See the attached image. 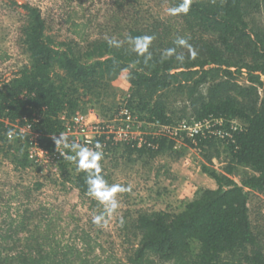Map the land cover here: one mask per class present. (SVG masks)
Returning <instances> with one entry per match:
<instances>
[{"label":"trees","instance_id":"16d2710c","mask_svg":"<svg viewBox=\"0 0 264 264\" xmlns=\"http://www.w3.org/2000/svg\"><path fill=\"white\" fill-rule=\"evenodd\" d=\"M160 1L168 15L146 21L131 17L122 24L119 14L103 25L112 32L91 39L92 20L69 17L68 31L75 38L69 40L50 34L41 9L24 4L20 44L28 61L0 81V159L11 157L19 169L32 164L27 137L15 132L8 138L13 121L43 115L35 128L40 142L52 149L63 114L85 105L108 108L121 99L155 125L213 120L211 128L193 136L177 134L189 147L208 152L205 156L220 157L213 132L228 131L222 171L204 167L216 187L199 189L179 211L138 210L122 222L127 246L118 254L90 228H70L53 205L32 207L41 182L22 191L15 185L0 204V264H264V228L255 224L249 205L252 191L264 192V0ZM137 36L151 37L142 54L129 41ZM108 38L119 46L109 45ZM176 144L159 133L144 135L141 145L133 141L106 148L110 153L122 147L117 158L152 163L160 156L179 157ZM60 168L81 198L92 195L90 175L102 177L97 193L110 184L101 164L82 170L67 158Z\"/></svg>","mask_w":264,"mask_h":264},{"label":"rangeland","instance_id":"374dc122","mask_svg":"<svg viewBox=\"0 0 264 264\" xmlns=\"http://www.w3.org/2000/svg\"><path fill=\"white\" fill-rule=\"evenodd\" d=\"M24 4L41 9L47 20L50 34L59 40L75 39L68 31L69 17L79 20L90 18L92 25L88 31V39H91L112 32L111 28H104L105 23L119 14L123 16L122 24L131 17L146 21L168 15V6L160 0H133V2L127 0H0V81L12 77L28 61V53L20 44V30L26 22ZM126 10L128 12H125ZM126 33L125 28L123 35ZM239 80L244 82L245 74L240 75ZM262 80L264 81V76ZM115 86L121 89V92H127L119 84ZM260 93H264V85L260 88ZM119 100V102L116 100L113 105L109 104L108 108H102L99 104L85 105L84 108L66 116L73 118L78 114H86L89 121L95 123L98 120L110 118L122 121L123 112L128 108L123 102L121 103V99ZM133 121L132 127L139 132V135L160 132L159 128L140 119L138 114ZM183 122L193 125L190 121ZM75 129L77 126L73 127L74 132H76ZM213 133L217 135L216 140L220 142V157L214 155L216 153L206 157L205 153L208 154V152L189 147L184 143L183 137H177V135H169L176 140V150L182 152L177 158L160 156L152 163H144L139 160L127 161L117 158L122 147H119L117 152L113 149L109 154L104 151L98 164H101L110 174V184L101 189L97 196L82 198L61 174L60 164L58 171H54L52 164H47L46 167L31 164L25 169H19L12 163L11 157H3L0 159V204H3L4 200L13 193V186H18L22 191L26 186L41 182L42 187L36 190L31 198L32 207H36L39 202L53 205L64 218V222H70V228L75 226L90 228L96 236H99L101 242L112 247L116 253L122 254L127 246L121 231L122 222L134 218L138 210L179 211L188 200L195 197L199 189L216 187V182L204 171V167L222 171L224 165L222 160L226 156L222 141L225 135L229 136V133L223 129L215 130ZM88 135L92 136V133L88 132ZM119 143L122 145L124 142ZM70 157L77 162L75 152L72 151ZM159 166L161 168L157 172ZM234 177L240 181L239 176ZM108 189L112 190L111 194L114 195L118 204L112 212L105 211L107 205L99 198H106L110 194ZM92 200L95 201L93 207ZM249 205L255 224L263 229L264 192L252 191ZM104 212L106 216L101 218Z\"/></svg>","mask_w":264,"mask_h":264},{"label":"built area","instance_id":"2783aa9c","mask_svg":"<svg viewBox=\"0 0 264 264\" xmlns=\"http://www.w3.org/2000/svg\"><path fill=\"white\" fill-rule=\"evenodd\" d=\"M42 118L43 115L35 112L30 120L24 118V122L16 120L9 123V125H11V130L8 132V138H13L15 132H19L21 135L26 136V143L28 145L27 152L32 164L42 167H46L47 164H52L54 166V171H58L59 164L69 158L72 153L70 148L64 147L63 143L58 146L56 145L55 140L60 134H64L68 137L69 144L74 142L94 151H106L107 154H109L108 149L106 148L108 144L110 146L119 142L137 141L138 144L141 145L142 142H144V136L139 135V132H136L132 127L136 114L129 109L124 110L121 117L122 121L110 118L106 120H98L96 123L90 122L89 117L86 114H78L73 118L67 117L63 114L61 116V119L63 120V129L53 135L52 149L46 148L40 142L39 139L41 134L36 131L35 128ZM123 122H125L124 125ZM213 122V120H207L204 122H194L192 123L193 125L182 122L175 127H168L161 124H150L159 128L160 134L166 133L168 135H177L178 132H187L189 135L193 136L201 130L211 128ZM75 126H77V129H75L76 132L73 130V127ZM88 132H91L92 136H89ZM97 145L100 146L99 149H97Z\"/></svg>","mask_w":264,"mask_h":264},{"label":"clouds","instance_id":"9594fccd","mask_svg":"<svg viewBox=\"0 0 264 264\" xmlns=\"http://www.w3.org/2000/svg\"><path fill=\"white\" fill-rule=\"evenodd\" d=\"M184 11H187V8H184ZM151 40V37L148 36H137V37H129L130 43L133 45V50L138 53H143L147 50L148 42ZM109 45H118V42L114 38H108ZM180 43H184L183 40L180 41ZM56 145H60L61 143L64 144V147L70 148L71 151L75 152V158L77 159V166L81 168L82 170H87L89 168H97L99 160L102 157V152L98 150H91L86 146L77 144V143H68V137L64 134H60L58 138L55 140ZM97 149H99V145L96 146ZM69 159H73V157H69ZM87 183L89 185V192L93 196H97L98 193L96 191V187L98 184H102V177H99L98 175H90ZM108 192L110 193L106 198L99 197L102 202H105L107 207L105 209L106 212H112L114 211L118 204L117 201L114 198V195H112V190L108 189ZM97 222H99V218H97Z\"/></svg>","mask_w":264,"mask_h":264}]
</instances>
